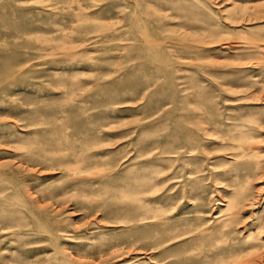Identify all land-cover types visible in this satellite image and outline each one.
<instances>
[{
	"label": "rangeland",
	"instance_id": "rangeland-1",
	"mask_svg": "<svg viewBox=\"0 0 264 264\" xmlns=\"http://www.w3.org/2000/svg\"><path fill=\"white\" fill-rule=\"evenodd\" d=\"M0 264H264V0H0Z\"/></svg>",
	"mask_w": 264,
	"mask_h": 264
}]
</instances>
